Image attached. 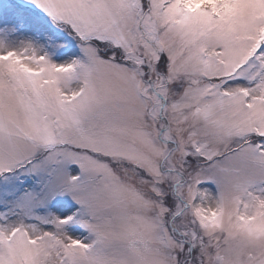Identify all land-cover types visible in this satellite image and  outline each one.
Listing matches in <instances>:
<instances>
[{
	"label": "snow or ice",
	"instance_id": "6c2138e0",
	"mask_svg": "<svg viewBox=\"0 0 264 264\" xmlns=\"http://www.w3.org/2000/svg\"><path fill=\"white\" fill-rule=\"evenodd\" d=\"M0 264H264V0H0Z\"/></svg>",
	"mask_w": 264,
	"mask_h": 264
}]
</instances>
